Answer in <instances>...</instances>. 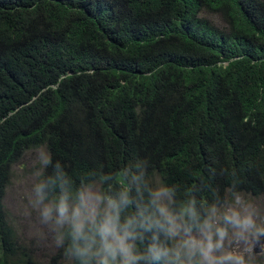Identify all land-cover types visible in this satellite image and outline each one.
<instances>
[{
    "label": "trees",
    "instance_id": "trees-1",
    "mask_svg": "<svg viewBox=\"0 0 264 264\" xmlns=\"http://www.w3.org/2000/svg\"><path fill=\"white\" fill-rule=\"evenodd\" d=\"M39 146L77 184L142 159L198 199L264 197V0H0V264H70L4 205Z\"/></svg>",
    "mask_w": 264,
    "mask_h": 264
},
{
    "label": "clouds",
    "instance_id": "clouds-1",
    "mask_svg": "<svg viewBox=\"0 0 264 264\" xmlns=\"http://www.w3.org/2000/svg\"><path fill=\"white\" fill-rule=\"evenodd\" d=\"M33 151L32 207L70 264H255L264 253V217L235 186L198 199L151 180L142 159L77 184L44 146Z\"/></svg>",
    "mask_w": 264,
    "mask_h": 264
},
{
    "label": "rangeland",
    "instance_id": "rangeland-1",
    "mask_svg": "<svg viewBox=\"0 0 264 264\" xmlns=\"http://www.w3.org/2000/svg\"><path fill=\"white\" fill-rule=\"evenodd\" d=\"M204 16L217 25H224L222 19L216 15L206 12ZM35 158L36 153L30 149L13 167L12 179L6 192L4 205L9 213L10 221L21 237L20 241L33 245L37 249L39 259L46 261L48 256L56 251L57 247L54 244L52 233L46 225L41 223L38 211L32 207L31 203L33 199L32 187L36 182L33 173L38 167L35 165ZM155 182H162L160 175H156ZM244 194L257 206L260 216L264 217V197ZM254 259L255 264H264V253L260 249H256Z\"/></svg>",
    "mask_w": 264,
    "mask_h": 264
}]
</instances>
